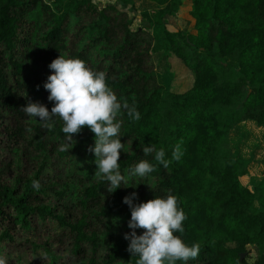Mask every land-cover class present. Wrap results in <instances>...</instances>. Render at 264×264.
Instances as JSON below:
<instances>
[{
  "label": "trees",
  "instance_id": "16d2710c",
  "mask_svg": "<svg viewBox=\"0 0 264 264\" xmlns=\"http://www.w3.org/2000/svg\"><path fill=\"white\" fill-rule=\"evenodd\" d=\"M115 1L0 0V258L136 264L124 238L131 209L123 203L135 191L134 203L177 197L186 219L184 232L175 234L201 246L186 264H264V169L255 170L252 142L237 140L240 130L264 127V0H190L194 34L164 28L158 36L141 25L132 29L131 14H176L180 0ZM60 54L103 71L118 100L140 113L139 120L123 110L117 117L125 183L112 193L96 174L88 127L60 151L62 119L54 117L47 129L22 110L30 99L51 111L43 85ZM172 56L193 75L181 92L170 89ZM177 144L183 154L174 160ZM145 146L163 148L168 167L155 152L145 155ZM141 160L155 170L131 176ZM247 246L256 258L240 262Z\"/></svg>",
  "mask_w": 264,
  "mask_h": 264
},
{
  "label": "clouds",
  "instance_id": "9594fccd",
  "mask_svg": "<svg viewBox=\"0 0 264 264\" xmlns=\"http://www.w3.org/2000/svg\"><path fill=\"white\" fill-rule=\"evenodd\" d=\"M48 67L53 71L43 86L49 93L48 100L54 102L51 111L45 104L30 99L22 110L27 116L38 118L41 126L47 129L55 126L54 117L62 119L66 143L60 146V151H69L73 134L88 127L94 133V147L89 146V151L95 155L96 174L108 182V192H114L125 183L118 163L123 144L119 135L121 122L117 117L123 110L130 119L139 120L140 113L134 103L129 105L127 100H118L106 82V74L93 71L84 60L60 54ZM153 152L154 160L167 168L170 161L165 159L163 148L155 150L154 146L143 147L145 155ZM182 154L177 144L172 159L179 160ZM154 170V164L141 160L129 174L145 177ZM33 187L39 190V182L34 180ZM137 197L138 193L133 191L123 198V203L131 209V219L128 221L131 231L124 233V238L129 241L127 251L132 257H138L136 264H176L177 261L186 264L188 260L198 257L200 244L189 245L175 234L184 232L186 216L183 209L178 207L174 194L169 192L165 197L154 196L145 202L134 203ZM137 229H143L142 234L138 235ZM0 264H6V260L0 258Z\"/></svg>",
  "mask_w": 264,
  "mask_h": 264
},
{
  "label": "rangeland",
  "instance_id": "374dc122",
  "mask_svg": "<svg viewBox=\"0 0 264 264\" xmlns=\"http://www.w3.org/2000/svg\"><path fill=\"white\" fill-rule=\"evenodd\" d=\"M95 4L99 5V6H103V4L105 3H114L116 2L115 0H92ZM181 1V5L177 11L176 14H164L161 17H157V16H150L148 17V15H145L147 13H145L144 11H136L134 12L135 14L131 16L132 17V24H131V28L134 29L137 26H143L144 28H146L147 30H149V32H151L153 35L158 36V33L161 29H169V30H180L181 32H188V33H193L195 32L194 29V23H195V19L191 16L190 14V10H191V3L190 0H180ZM141 5V4H140ZM151 7L145 4H142L140 8H146V10ZM170 64L172 66V69H174L175 72V78H172V82L170 85V89L177 91V92H181L184 91L185 89H188L193 82V75L192 73L185 68L177 58H175L174 56H172L170 58ZM251 134H241V130L239 131V136L238 139L240 141L241 138H243V140L245 141H249L252 142L253 146H249V150H252V147L254 149V151H252V162L253 164H256V169L259 167V169H261L260 173L263 171L264 168V164H262V155L264 154L263 152H260V149L264 147V131H261L259 129L255 130V131H250ZM253 136V138H252ZM258 143V144H257ZM257 144V145H256ZM261 145V146H260ZM235 146V145H234ZM243 147L245 146V144L243 143L242 145ZM237 147H234L233 150H235V152L237 151L236 149ZM244 149V148H243ZM264 150V149H263ZM238 152V151H237ZM259 152V153H258ZM259 175L260 173L257 172ZM254 173V174H257ZM247 175V174H246ZM245 176V175H244ZM240 177V181L243 184H248V180L252 179V174H250L249 176L246 177ZM259 177V176H258ZM258 179V178H256ZM252 180L255 182V180ZM253 182V183H254ZM250 188H252V184L249 185ZM249 247L247 246V249ZM243 258H246L247 261H253L256 258V253L253 252L251 250V248H249L248 252H245Z\"/></svg>",
  "mask_w": 264,
  "mask_h": 264
},
{
  "label": "crops",
  "instance_id": "0c3cea01",
  "mask_svg": "<svg viewBox=\"0 0 264 264\" xmlns=\"http://www.w3.org/2000/svg\"><path fill=\"white\" fill-rule=\"evenodd\" d=\"M251 128H252V127H251ZM252 129H253L254 131L257 130V129H259V130H261V131H264V127H260V128H257V129L252 128ZM263 149H264V147L260 149V152H263V151H264ZM258 153H259V152H258ZM262 158L264 159V154L262 155ZM261 162H262V164H264L263 161H261ZM263 169H264V168H263Z\"/></svg>",
  "mask_w": 264,
  "mask_h": 264
},
{
  "label": "water",
  "instance_id": "95a60500",
  "mask_svg": "<svg viewBox=\"0 0 264 264\" xmlns=\"http://www.w3.org/2000/svg\"><path fill=\"white\" fill-rule=\"evenodd\" d=\"M244 254H245V252L240 253V255H239V261H240V262L243 260V256H244Z\"/></svg>",
  "mask_w": 264,
  "mask_h": 264
}]
</instances>
